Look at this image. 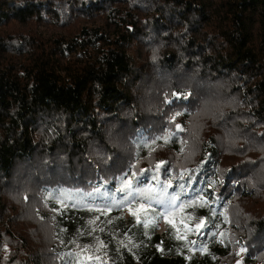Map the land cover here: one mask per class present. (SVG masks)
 I'll use <instances>...</instances> for the list:
<instances>
[{
  "label": "trees",
  "instance_id": "16d2710c",
  "mask_svg": "<svg viewBox=\"0 0 264 264\" xmlns=\"http://www.w3.org/2000/svg\"><path fill=\"white\" fill-rule=\"evenodd\" d=\"M205 178L223 181L211 207ZM240 247L264 264V0H0V264H232Z\"/></svg>",
  "mask_w": 264,
  "mask_h": 264
},
{
  "label": "snow or ice",
  "instance_id": "6c2138e0",
  "mask_svg": "<svg viewBox=\"0 0 264 264\" xmlns=\"http://www.w3.org/2000/svg\"><path fill=\"white\" fill-rule=\"evenodd\" d=\"M181 99L187 100L188 96H181L178 93H173V100H169V101H167V103L171 104V103H174L176 100H181ZM182 114H183L182 112L177 111L175 113V115L172 116L171 119L167 123L168 124L174 123L176 118L181 116ZM183 131H184V128L182 127V125L179 124V123H175V131L172 132L171 135H169L167 137V139H165L163 142H165V143L171 142L174 138L178 137L179 133H181ZM152 139H153V142H156V141H160L162 139V137L158 135V136H156V137H154ZM141 147H143V145H141ZM210 159H211V155H209L207 160H210ZM207 160L204 163H206ZM168 163L169 162H167V161H160V162H158L155 165V169L157 170V172L163 171V172L166 173L167 169L165 168V165L168 164ZM129 167L131 168L132 166L130 165ZM146 171H148V170H141V175L140 176H134V179L136 180L137 183H142V181H143V173L146 172ZM180 178H184L183 174H181ZM113 179H115V177ZM153 179H158V177L154 176ZM198 182H199V176H197L196 181H193L192 175H191V173H189L188 177L186 178V186L190 187L194 183H198ZM205 183L208 185L209 191L205 192V190L203 188H201L199 191H200V193L203 194L201 196V199L204 201L205 204H208V206L211 207V202H212V199H213V190L215 189V187L217 185H223V181H216V180L205 178ZM132 186H133V181L129 180V181L123 183L121 187L116 189L117 193H124V195L121 197V199L124 202H127L128 201V197L133 195V193L131 191H128L129 189L132 188ZM171 186H172L171 184L167 185V187H171ZM183 186H185V185H182L181 187H183ZM162 191H163V189H162ZM176 199H178V197L171 198L169 203L172 204V205H175L176 207H180V205H176ZM156 202L160 203L161 205H163V203H164V201L162 199H160V198H157ZM67 206L68 205L66 204L65 207H67ZM117 206L121 207L122 205L118 204ZM184 206L188 207L190 205L185 204ZM96 210L100 211V212H104L105 211V209H103V208H97ZM53 211H55V209H53ZM148 211H149V208L146 207L144 204H140L139 207L137 209H135V210H133L131 207H129L130 214L132 216L136 217V222L138 224L143 222V221H141L140 217L138 216V212L147 213ZM169 223H171V222L169 221ZM213 223H209V222H206L204 219H200L199 223L195 224V228L193 229V231L196 234H198V235L205 234L203 232V230L204 229H209V231H211ZM101 231H103V229H101ZM220 235H221V242H223L222 238L224 236V233H221ZM178 238L179 239H185L184 236H180ZM190 243L195 244L196 241H191ZM101 247L106 249L108 246L106 244H103V242H101ZM88 248H89V245L85 244L83 246V248L81 249V251H86V250H88ZM97 251H99V249H97ZM245 251H246V248L240 247L239 250L235 253V255L240 256ZM105 254H107V253H105ZM76 255L78 256L79 254H76ZM72 257H73V254L71 252H69L68 259H66L63 262V264H72ZM92 259H93V257H89V261H91ZM94 259L97 260V261H100L101 257L100 256H96V257H94ZM76 264H80L79 259L76 260ZM103 264H107V262H103ZM236 264H242V261L241 260H237Z\"/></svg>",
  "mask_w": 264,
  "mask_h": 264
},
{
  "label": "rangeland",
  "instance_id": "374dc122",
  "mask_svg": "<svg viewBox=\"0 0 264 264\" xmlns=\"http://www.w3.org/2000/svg\"><path fill=\"white\" fill-rule=\"evenodd\" d=\"M212 98H215V96L212 95ZM206 115H207V109L205 111H203V112H200L197 116H195V118L191 122V128L192 129L205 128L203 122L205 120V116ZM225 154H226L225 156L231 158V160H232L233 155H232L230 149L227 150V152ZM245 203L246 202L243 203L244 206H245ZM234 211L237 213V215H238V213H240L238 208H235ZM250 211L254 214L256 210L255 209H250ZM237 222L239 223V219H238ZM160 226H161L160 227V233H161V232H163V226H162V224H160ZM241 230H242V226H240V225L233 226V231H235L236 233H241ZM231 258L232 257H230L229 260H231ZM245 259H250V256L246 255L245 253L241 254L240 256L235 255V257L232 259L231 263L232 264H236L237 260H241L242 264H244V260Z\"/></svg>",
  "mask_w": 264,
  "mask_h": 264
},
{
  "label": "built area",
  "instance_id": "2783aa9c",
  "mask_svg": "<svg viewBox=\"0 0 264 264\" xmlns=\"http://www.w3.org/2000/svg\"><path fill=\"white\" fill-rule=\"evenodd\" d=\"M163 226V225H162ZM163 231H164V226H163Z\"/></svg>",
  "mask_w": 264,
  "mask_h": 264
}]
</instances>
